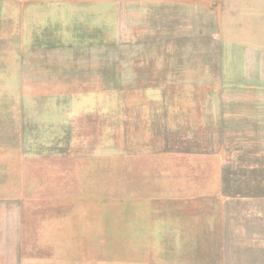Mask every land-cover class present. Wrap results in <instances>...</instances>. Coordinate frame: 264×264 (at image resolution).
Returning <instances> with one entry per match:
<instances>
[{"label": "rangeland", "instance_id": "obj_1", "mask_svg": "<svg viewBox=\"0 0 264 264\" xmlns=\"http://www.w3.org/2000/svg\"><path fill=\"white\" fill-rule=\"evenodd\" d=\"M0 264H264V0H0Z\"/></svg>", "mask_w": 264, "mask_h": 264}]
</instances>
